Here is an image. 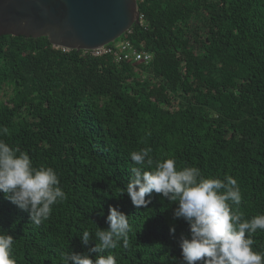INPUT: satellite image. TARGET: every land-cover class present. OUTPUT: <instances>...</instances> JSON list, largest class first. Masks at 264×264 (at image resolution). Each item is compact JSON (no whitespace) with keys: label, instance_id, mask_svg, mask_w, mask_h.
<instances>
[{"label":"trees","instance_id":"obj_1","mask_svg":"<svg viewBox=\"0 0 264 264\" xmlns=\"http://www.w3.org/2000/svg\"><path fill=\"white\" fill-rule=\"evenodd\" d=\"M142 24L127 38L152 53L149 63L114 61L46 36L0 35V137L52 167L67 199L35 225L0 193V231L14 237L17 264H62L87 253L108 208L128 215L129 246L117 264H186L175 202L155 192L145 208L126 192L132 151L154 163L175 158L205 177L237 179L246 219L264 214V0H137ZM231 204V202H229ZM175 233H170V227ZM92 233L87 245L82 233ZM264 250V231L253 234ZM90 255L95 258L97 253Z\"/></svg>","mask_w":264,"mask_h":264},{"label":"clouds","instance_id":"obj_2","mask_svg":"<svg viewBox=\"0 0 264 264\" xmlns=\"http://www.w3.org/2000/svg\"><path fill=\"white\" fill-rule=\"evenodd\" d=\"M9 134L0 128V137ZM152 149L132 151L130 159L136 167L130 169L126 192L133 206L145 208V197L155 192L169 202H175L174 218H182L190 227V238L180 242L186 264H264V250L254 251L253 234L264 231V214L246 219L238 208L242 200L236 178L205 177L198 167H177L175 158L154 163ZM0 193L21 210L29 213L37 226L50 218L53 206L67 199L52 167L35 166L30 155L11 147L0 139ZM231 202V204L229 203ZM108 228L96 227V244L87 253H62V264H117L116 257L104 250H113L122 242L129 246L132 227L128 215L116 207L108 208ZM93 232L84 230L82 242L87 245ZM175 233V227H170ZM14 237L0 231V264H17L12 255ZM97 255L93 258L90 253Z\"/></svg>","mask_w":264,"mask_h":264},{"label":"water","instance_id":"obj_3","mask_svg":"<svg viewBox=\"0 0 264 264\" xmlns=\"http://www.w3.org/2000/svg\"><path fill=\"white\" fill-rule=\"evenodd\" d=\"M139 15L137 0H0V35L46 36L79 51L120 37Z\"/></svg>","mask_w":264,"mask_h":264},{"label":"built area","instance_id":"obj_4","mask_svg":"<svg viewBox=\"0 0 264 264\" xmlns=\"http://www.w3.org/2000/svg\"><path fill=\"white\" fill-rule=\"evenodd\" d=\"M139 24L143 23V19L141 14L139 15ZM131 31V29L127 30L124 34L120 37L116 38L115 40L99 45L97 47L91 49H82V53L90 54L93 56H100V55H109L111 58L116 62L121 61H132L138 63L147 64L152 59V53L149 51H145L143 49L138 48L134 45L128 38L127 34ZM56 48H60L63 51L69 50L65 47L61 46H54Z\"/></svg>","mask_w":264,"mask_h":264},{"label":"rangeland","instance_id":"obj_5","mask_svg":"<svg viewBox=\"0 0 264 264\" xmlns=\"http://www.w3.org/2000/svg\"><path fill=\"white\" fill-rule=\"evenodd\" d=\"M2 91V89L0 88V92Z\"/></svg>","mask_w":264,"mask_h":264}]
</instances>
